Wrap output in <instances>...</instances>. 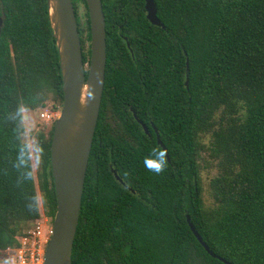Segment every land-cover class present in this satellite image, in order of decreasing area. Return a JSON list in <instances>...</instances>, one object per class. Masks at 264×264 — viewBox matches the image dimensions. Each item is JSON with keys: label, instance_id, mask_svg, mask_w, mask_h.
Returning a JSON list of instances; mask_svg holds the SVG:
<instances>
[{"label": "trees", "instance_id": "trees-1", "mask_svg": "<svg viewBox=\"0 0 264 264\" xmlns=\"http://www.w3.org/2000/svg\"><path fill=\"white\" fill-rule=\"evenodd\" d=\"M153 3L162 27L147 22L143 0H100L103 85L70 264H264V0ZM0 9L1 252L40 209L52 219V126L35 135L33 173L22 112L47 101L55 110L62 92L46 1L0 0ZM151 126L169 159L160 173L145 167L160 149ZM204 154L216 171L206 200Z\"/></svg>", "mask_w": 264, "mask_h": 264}, {"label": "water", "instance_id": "water-1", "mask_svg": "<svg viewBox=\"0 0 264 264\" xmlns=\"http://www.w3.org/2000/svg\"><path fill=\"white\" fill-rule=\"evenodd\" d=\"M45 1L58 57L62 100L58 116L52 125L49 142V167L55 207L43 264H70L85 169L102 93L105 30L100 0H83L89 28L88 59L84 63L71 0ZM143 2L147 22L162 27L156 17L153 0ZM184 86L187 87V78ZM131 113L136 119L134 112ZM136 121L144 134H147L146 127ZM151 129L156 144L164 150L155 128L151 126ZM165 159L168 163L167 155ZM112 173L115 180L120 182L115 173ZM185 220L203 250L210 257L225 263L202 242L188 217Z\"/></svg>", "mask_w": 264, "mask_h": 264}, {"label": "rangeland", "instance_id": "rangeland-1", "mask_svg": "<svg viewBox=\"0 0 264 264\" xmlns=\"http://www.w3.org/2000/svg\"><path fill=\"white\" fill-rule=\"evenodd\" d=\"M85 8L81 2V0H75V17L76 21L82 30V33L85 32ZM88 45L89 42L84 40L83 44V55L88 58ZM84 70H86V66L84 67ZM45 107L49 108L51 105L50 101L45 102ZM44 108H37L33 111H23L22 112V126H23V134H22V142L27 146L29 157H30V163L32 172L35 173L38 165V152L36 148L35 143V135L39 132L46 135L50 129V127L53 125L55 119L58 116L60 106H57L55 110H53L54 113H57L56 118L53 120L50 118V120H45L44 118H40L39 115L43 111ZM216 174L215 169L213 168V165L211 161L209 160L208 156L204 154L203 160L200 167V180L201 185L203 189V198L205 200L207 199V183L208 181ZM38 202H39V195L37 196ZM207 202V201H206ZM41 212V209H40Z\"/></svg>", "mask_w": 264, "mask_h": 264}, {"label": "built area", "instance_id": "built-area-1", "mask_svg": "<svg viewBox=\"0 0 264 264\" xmlns=\"http://www.w3.org/2000/svg\"><path fill=\"white\" fill-rule=\"evenodd\" d=\"M57 113L44 107L39 117L55 119ZM52 219L39 213L29 230L16 238V244L0 252V264H43L44 249L51 235Z\"/></svg>", "mask_w": 264, "mask_h": 264}, {"label": "clouds", "instance_id": "clouds-1", "mask_svg": "<svg viewBox=\"0 0 264 264\" xmlns=\"http://www.w3.org/2000/svg\"><path fill=\"white\" fill-rule=\"evenodd\" d=\"M167 151L164 149H158V154L155 159H145V167L156 173H160L164 170L166 165Z\"/></svg>", "mask_w": 264, "mask_h": 264}, {"label": "flooded vegetation", "instance_id": "flooded-vegetation-1", "mask_svg": "<svg viewBox=\"0 0 264 264\" xmlns=\"http://www.w3.org/2000/svg\"><path fill=\"white\" fill-rule=\"evenodd\" d=\"M2 21H3V15H2V10L0 9V30L2 27Z\"/></svg>", "mask_w": 264, "mask_h": 264}]
</instances>
